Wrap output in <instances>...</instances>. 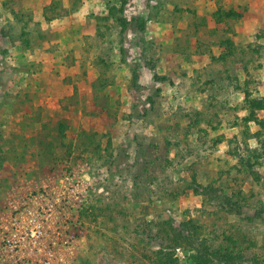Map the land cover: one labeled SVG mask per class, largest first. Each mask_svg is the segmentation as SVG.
I'll return each mask as SVG.
<instances>
[{
    "label": "rangeland",
    "instance_id": "rangeland-1",
    "mask_svg": "<svg viewBox=\"0 0 264 264\" xmlns=\"http://www.w3.org/2000/svg\"><path fill=\"white\" fill-rule=\"evenodd\" d=\"M2 18L0 205L79 180L84 235L60 264H264V0H0ZM70 29L95 32L78 98L47 94L50 70L26 52L62 55Z\"/></svg>",
    "mask_w": 264,
    "mask_h": 264
},
{
    "label": "built area",
    "instance_id": "built-area-1",
    "mask_svg": "<svg viewBox=\"0 0 264 264\" xmlns=\"http://www.w3.org/2000/svg\"><path fill=\"white\" fill-rule=\"evenodd\" d=\"M85 190L70 175L28 194L0 236V263L60 264L81 241Z\"/></svg>",
    "mask_w": 264,
    "mask_h": 264
},
{
    "label": "crops",
    "instance_id": "crops-1",
    "mask_svg": "<svg viewBox=\"0 0 264 264\" xmlns=\"http://www.w3.org/2000/svg\"><path fill=\"white\" fill-rule=\"evenodd\" d=\"M16 10H19V9H16ZM20 10H21V8H20ZM81 13H82V11L80 10V11L75 12L72 15L70 14L67 18L65 17L63 20L56 19V20H53L51 23L54 24V27H56V25H55V23H56V24H58L57 25L58 27L64 28L63 27L64 24H72V18H80V20L86 19L83 15H81ZM3 19L4 18H2L0 20V22H2ZM65 20H69V23H66L67 21H65ZM90 20L92 22L91 17H90ZM37 21L40 23H42V22L45 23L46 22L45 16H43V14L41 16H38ZM93 22H94V20H93ZM71 30L72 29L69 30V32L71 33L70 35L71 36L76 35V36H74V37L72 36L70 38V44L68 46H63L62 49H61V47L59 49L57 47H55L53 49L55 51L60 50L59 53L62 55L54 57L51 54V51H48V49L45 50V48L44 49L41 48L42 50H37L36 52L35 51L32 52L31 50L26 51V49L25 50L22 49V52L26 51L33 57L34 56L35 57L40 56L41 62L46 63L45 69L49 68L50 71L48 73H50V74H48V76L50 77L51 81H49L48 79H43V80H45V85H44L43 90H45V92L47 94H51V95H54L55 93H59L60 94L59 96L62 95L63 98H64L63 94H66V93H70L71 95L74 94L75 97H77V98L80 95H83V93L89 95L90 90H91L90 88H94V86H92L94 81H93L92 77L90 76V74L94 72V69L96 66L93 62H91L90 60H88V58H85V57L88 56V54H89V46H88L89 40L90 39L94 40L95 32H90V33L86 32L87 35H84V36H89L86 38V40H87V43H86V42H82L83 37H79L80 36L79 32L74 31V33H73V31H71ZM83 34H81V35L83 36ZM54 38L60 39V37L58 35H55ZM40 51H41V53H40ZM26 52H24V53H26ZM34 53H36V54H34ZM64 53L66 54V56L69 54H72V56H71L72 63L70 64V66H66V64L64 63V58H66V57H64ZM44 72H45V70H44ZM44 72H42V74ZM58 73H60V76L58 75ZM42 74H41V76H42ZM61 74H62V77H61ZM66 81H68V83ZM41 82H42V80H41ZM39 86H40V84H39ZM83 87L86 88V90H83ZM56 89H58L57 92H55ZM79 93H80V95L78 96ZM88 95H86V98L89 97ZM62 99H59V102H61ZM78 100H77V102H78ZM49 112H54V111H49ZM45 114L47 115L46 111H45ZM31 116H34V115L30 114L29 118ZM50 116H52V115H47L44 117L47 118ZM41 123H42L41 126L44 127V125L49 124L50 122L48 121V123H47L43 119V121ZM52 137L53 136L52 135L50 136L48 132H45L42 134L43 141L46 144H48V145H46L47 147L53 148L54 143H56ZM54 151H56V150H54ZM36 188L38 189L40 187H36ZM36 188L33 191L37 190ZM19 191H20V193L17 195L18 200L15 202L16 204L21 203V201H19V200H20V198L23 197V195H25V197H26L28 194H30L32 192L31 191L29 193V191H28V193H27L25 188L19 189ZM0 196H2V192H0ZM12 212H13V208H11V207L6 208V207H2V205H0V216L4 215L5 217H7V219L0 225V227L3 228L7 224ZM0 264H3V263H0Z\"/></svg>",
    "mask_w": 264,
    "mask_h": 264
},
{
    "label": "trees",
    "instance_id": "trees-1",
    "mask_svg": "<svg viewBox=\"0 0 264 264\" xmlns=\"http://www.w3.org/2000/svg\"><path fill=\"white\" fill-rule=\"evenodd\" d=\"M103 1L106 2L107 0H103ZM111 10H112V8L109 9V13L111 12ZM121 23L124 26L126 24L125 21H121ZM256 108H259V107H256V105H254L253 101H251V102L248 101V105L245 107V110L251 109V114H253V112H255L253 109H256ZM261 109H264V105H261ZM60 128L62 129L63 127L60 126ZM60 128H59V132L61 131ZM190 225H191V223H183L179 229L174 230L175 231V239L173 240V242L175 244V249L178 250L181 248H185V246H187V244H189L191 242L192 237H190L191 235H189V233H190L189 228L191 227ZM193 226L196 229V226L195 225H193ZM217 255L224 257L225 253H217ZM161 257H162L161 259L164 258V261H160V262L165 264V256L161 255ZM171 258H172V255H171ZM173 258L174 259L167 261L168 263H166V264H177V261H178L177 258H175V256ZM169 259H170V257H169ZM227 260H228V258H227ZM193 262H194V264H215L213 260L209 259L207 256H204L203 254H201L200 256H195L193 258ZM218 263L219 264H234L235 262L230 263V262H226L225 260L219 259Z\"/></svg>",
    "mask_w": 264,
    "mask_h": 264
}]
</instances>
